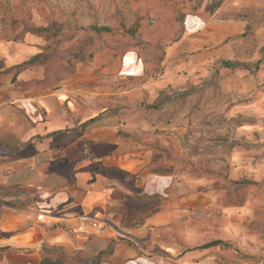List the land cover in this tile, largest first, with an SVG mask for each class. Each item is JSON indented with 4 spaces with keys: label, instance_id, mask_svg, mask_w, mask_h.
Returning a JSON list of instances; mask_svg holds the SVG:
<instances>
[{
    "label": "crops",
    "instance_id": "obj_1",
    "mask_svg": "<svg viewBox=\"0 0 264 264\" xmlns=\"http://www.w3.org/2000/svg\"><path fill=\"white\" fill-rule=\"evenodd\" d=\"M258 16L264 0H224L213 13L187 15L159 72L143 82L126 81L144 73L136 51L116 59L102 52L43 89L20 85L42 79L40 66L15 81L10 70L0 72V264H41L46 250L61 254V264H80L111 241L99 264H208L207 251L193 248L187 215L209 200L187 195V173L174 164L148 171L149 142L177 150L187 134V93L175 94L221 60L243 63L253 34L264 32ZM258 77L264 113V64ZM155 194L160 208L143 217L132 199ZM83 214L103 220L88 238L71 233ZM122 219L137 223L121 226Z\"/></svg>",
    "mask_w": 264,
    "mask_h": 264
},
{
    "label": "rangeland",
    "instance_id": "obj_2",
    "mask_svg": "<svg viewBox=\"0 0 264 264\" xmlns=\"http://www.w3.org/2000/svg\"><path fill=\"white\" fill-rule=\"evenodd\" d=\"M223 1L201 0V8L215 3L220 6ZM166 2H178L181 6L187 0ZM167 3L160 0H0V68L13 67L37 53L54 59L65 58L91 44L88 38L77 34L51 43L31 34L13 40L6 35L10 22L6 23L3 18V10L16 12L30 6L32 21L50 29L76 31L96 25L121 32L140 25L145 30L142 41L129 51L138 52L145 69L159 72L166 60L168 45L164 40L158 45L155 41L162 31L171 29L177 35L182 32L183 20L189 15L177 20ZM258 18L264 21L263 17ZM253 36L254 43L249 42L241 56L243 63L234 67L215 63L197 84L187 85V134L179 140L177 150L173 148L176 170L187 173V195L197 194L209 200L206 206L188 210L193 248L199 249L217 239L226 244L201 249L207 251L208 264H264V113L260 111L262 94L254 90L264 64V32L258 31ZM252 45L253 50L249 49ZM117 48L118 45L107 46L102 52H110L113 57ZM202 170L212 172V178L195 176V172ZM78 259L82 263L86 258Z\"/></svg>",
    "mask_w": 264,
    "mask_h": 264
},
{
    "label": "trees",
    "instance_id": "obj_3",
    "mask_svg": "<svg viewBox=\"0 0 264 264\" xmlns=\"http://www.w3.org/2000/svg\"><path fill=\"white\" fill-rule=\"evenodd\" d=\"M163 3H167L166 0H160ZM182 3L181 6H178V2L167 3V7L171 13H175L177 20L182 19L187 14H195L201 8V0H194L193 2ZM1 6V4H0ZM219 4L215 3L213 6L209 8H205L208 12L213 13ZM9 9V8H8ZM3 18H5L6 23L10 22V28L7 30L6 35L12 37L13 40L22 39L24 35L31 34L36 37H43L47 39V43L58 42L63 39H69L74 37L76 34L83 35V37L88 38L90 41L89 48L85 50H81L79 52H75L70 54L65 58L54 59L49 55H42L41 53H37L32 57L23 60L22 62L16 64L11 68H5V66L0 70V72L11 71L13 76L12 80L15 81L16 75L29 67L32 66H40L43 68V78L30 80L28 82H23L20 85L23 88L35 87L37 89H43L45 87H50L55 85L61 79L73 74L75 72L76 65L81 63L83 65H89L96 54L102 52L105 47L118 45V48L114 50L113 57L121 58L126 52L137 48L141 43L142 35L145 32L144 29L140 28V25L135 28L125 29L121 32H115L106 26H96L92 25L88 28H81L80 30L70 31L68 29H50L47 26H39L36 25L31 18L30 14V6L26 8H19L16 12L12 10H3ZM53 25V22L51 21ZM181 32V31H180ZM177 35L171 29L169 31L165 30L159 34L155 44L158 45L159 42L165 41V43L169 46L172 42H176L180 39L182 32ZM181 34V35H180ZM179 38V39H178ZM136 50V49H135ZM137 52V51H136ZM138 54V52H137ZM139 55V54H138ZM220 64L222 66L234 67L241 64V62H234L230 60H221ZM152 73L145 69L143 75L137 77H127V82H143L147 80ZM187 93V90L178 92L175 94L177 98H182L184 94ZM166 99L163 97L159 100V102ZM149 146L152 149L153 157L151 162L146 166L148 171L150 172H166L171 171L170 162L175 164V151L172 147L163 146L159 141L154 140L149 142ZM171 164V165H172ZM195 176L197 177H206L212 178L213 173L202 170L200 172H195ZM135 204L145 205L141 207L138 213L143 217L151 214L160 208L161 204V196L160 195H138L132 199ZM137 222L127 221L122 219L121 226H131ZM115 242L111 241L108 247L100 252L93 258L85 259L80 264H99L103 261H107L109 255L113 250ZM226 246V244L220 240H212L208 243H205L200 246V248H207L210 246ZM61 256L57 253L50 252L48 250L45 251V256H43L41 264H61L59 260Z\"/></svg>",
    "mask_w": 264,
    "mask_h": 264
},
{
    "label": "built area",
    "instance_id": "obj_4",
    "mask_svg": "<svg viewBox=\"0 0 264 264\" xmlns=\"http://www.w3.org/2000/svg\"><path fill=\"white\" fill-rule=\"evenodd\" d=\"M39 221L47 219L44 213H39L36 216ZM103 220L95 215L83 214L80 215L77 224L71 228V233L78 238H88L93 230L102 227Z\"/></svg>",
    "mask_w": 264,
    "mask_h": 264
}]
</instances>
